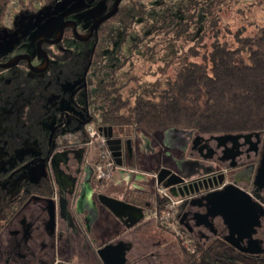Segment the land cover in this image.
<instances>
[{
    "label": "trees",
    "instance_id": "16d2710c",
    "mask_svg": "<svg viewBox=\"0 0 264 264\" xmlns=\"http://www.w3.org/2000/svg\"><path fill=\"white\" fill-rule=\"evenodd\" d=\"M43 1L51 0H18L17 7L26 15H36L37 3ZM115 1L107 0L103 14ZM10 3L0 0V31L7 25ZM234 3L123 0L117 13L89 39L79 41L71 32L70 42L65 33L57 44L45 43L50 64L44 72L32 73L22 60L0 79V149L11 159L26 152L31 142L42 150L41 160L48 161L73 144L64 138L67 134L83 132L80 142H88L89 124L111 128L117 139L168 129L200 135L264 132V21H248L243 11L240 17L248 21L246 26L235 34L226 31L224 22L233 17L223 12ZM64 105L78 108L80 115H69ZM55 118L64 120L65 134L62 124L51 129ZM27 166L10 168L0 160L2 222L10 218L14 203L19 209L31 196L55 194L53 179L43 175L22 182L12 199L7 191ZM107 183L95 181L99 187ZM142 206L145 211L155 209V205ZM157 228L175 239L183 264H264V255L250 257L219 239L206 245L194 240L195 251L190 252L172 232Z\"/></svg>",
    "mask_w": 264,
    "mask_h": 264
},
{
    "label": "flooded vegetation",
    "instance_id": "af4514ba",
    "mask_svg": "<svg viewBox=\"0 0 264 264\" xmlns=\"http://www.w3.org/2000/svg\"><path fill=\"white\" fill-rule=\"evenodd\" d=\"M68 28L73 32V24L70 23L65 28L64 34ZM89 32L90 30L88 34ZM88 34L82 36L87 37ZM56 36H60V30ZM44 64L45 60L38 67L42 68ZM184 131L176 133L165 130L152 136L142 135L141 143L134 137L123 140H132L134 152L137 149L152 156L159 153L158 156L169 159L171 164L167 168L184 177L189 184L198 182L200 185L202 180L208 178L215 181L224 178L223 183L218 186L207 190L201 186L198 193L181 196L186 200L181 206L180 223L194 240L204 245L214 239L225 242L223 238L229 234L227 225L220 217L206 216L207 208L201 198L210 190L222 189V186L238 180L239 187L264 208V186L259 188L254 184L262 159L264 132L200 135ZM83 149L86 154L85 147L75 152L76 166L72 176L67 174L66 191L60 194L59 189L55 187L53 197L31 196L19 209L14 203V211L8 213L10 218L3 222L0 220V264H120L122 261L124 264H141L144 260L145 256L142 254L134 256L136 250L132 241L135 234H130V229L118 219L112 220V214L99 200L101 194L124 200V193L130 187L133 176L130 179V174H127L125 182L112 179L119 183L116 186H119L121 192L116 186L111 191L109 184L107 187H99L93 178L94 191L91 197L85 204H77L84 169L88 164L85 156H82ZM130 159L133 158L129 157ZM207 184L209 185L208 182ZM253 239H256L264 250V217ZM110 244H113L111 252L118 260L110 262L109 249L103 253L107 260L105 263L99 251ZM242 245L248 247V240L243 241ZM169 253H172V250ZM169 253L160 250L157 259L153 260L154 264H174L178 258L172 255L174 261L166 260ZM245 255L260 257L264 254ZM147 260L149 264L152 262Z\"/></svg>",
    "mask_w": 264,
    "mask_h": 264
},
{
    "label": "rangeland",
    "instance_id": "374dc122",
    "mask_svg": "<svg viewBox=\"0 0 264 264\" xmlns=\"http://www.w3.org/2000/svg\"><path fill=\"white\" fill-rule=\"evenodd\" d=\"M234 1L235 3L233 4V6L231 8H226L227 11L224 10L223 12L226 16H229L231 12L233 17V19L224 22L226 31H231L230 33L235 34L240 28L243 27L244 24L246 26V23L249 20H256L259 22L264 21V0L263 3H259L260 5H256L249 0ZM107 7V0H51L49 3L44 1L37 3L39 14L31 16L24 14L18 7H16L17 9H13L9 12L7 16V25L2 31H0V64L9 62V60L13 56L19 57L21 55L27 54L31 58V64L34 67H38L45 60L41 50L38 47L39 41L43 39L54 40L57 37L56 35L59 32L62 23L65 21H72L76 23L77 30L80 33L88 32L91 29L94 21L103 15V13L107 10ZM243 11H245L246 15L249 18L247 22L245 20H241L240 16L241 12ZM71 32L72 30L70 28L66 30L68 38L67 40H69V42L72 39L70 35ZM169 49L170 50L168 51V53L170 54L171 52H173V48L170 47ZM136 55L142 58L145 56V52H138L136 53ZM151 60H153V58H151ZM161 61L160 63L164 64V62ZM19 67L21 69L28 70V68L24 67L22 64L19 65ZM7 75L8 71L6 69L0 71V79H5ZM62 109L66 112H69V115H78L80 112L78 108L76 109L71 105H64ZM62 121H64L62 120V118H55V120L51 122V129H53L57 124H62L61 127L63 129V133L65 134V123L69 122V118H66L65 123H62ZM140 136H142V133L140 132H136L135 136H133L134 138H137L138 143H141L142 140ZM53 144H55V141L53 142ZM79 148H81V146ZM63 149L56 151V153L48 161L41 160L43 157L42 150H39V148L31 142L26 144V152H23L22 154L18 152L17 154L20 155L11 159L6 158L5 152L0 149V160L4 161V165L7 164L10 168H13L15 166L25 167L28 165L26 169L21 170V173L18 175L16 180L13 181L12 185L8 189L7 193L10 195V197L14 198L18 194L22 182H25L27 180L37 181L43 175H50L54 181L55 187H59L58 189H60L61 187H67L68 182H65L66 179L64 178V176H66L68 173L72 176L75 170V153L72 152L71 148ZM120 152L121 155L118 157L122 160L124 166L128 165L129 156L125 150L124 144ZM56 154H58L56 160L57 165H55L52 160L54 159V156ZM95 154V149L91 148L89 157L93 158ZM158 155L159 153L152 156V154L150 153L140 152L136 149V151L134 152V157L131 160L132 163L136 165L134 167L140 168V170L142 171L158 172L163 167H168L171 164L169 159L162 158ZM116 176L117 174L114 176L113 180H116ZM113 180L108 181L107 183L109 184L111 191H113V187L115 189V186L118 185ZM133 181V184H135L137 181V183L140 184V188H143V190L145 191L140 196L135 192H131L135 195L133 198H135L136 201L141 199V202L149 205L153 204L155 202V197L153 192L152 180L148 177L139 179V176L135 175ZM123 188L125 189V187ZM135 188L136 186L132 185L129 190H136ZM116 189L120 191L119 186H116ZM151 189L152 191H149ZM126 195L130 196L127 191ZM146 214L148 216L149 213ZM140 237L141 236L139 235L138 238ZM171 250L172 248H169L168 251ZM178 250L179 248L172 251V253H169L167 251L169 255L168 258L165 259L174 261V257L172 255L175 256L176 253L180 254ZM144 255L146 254L144 253ZM153 260V258L150 259V261L152 262ZM152 262H150V264ZM173 263L183 264V260L181 259V257H179V259H177ZM152 264H154V262Z\"/></svg>",
    "mask_w": 264,
    "mask_h": 264
},
{
    "label": "water",
    "instance_id": "95a60500",
    "mask_svg": "<svg viewBox=\"0 0 264 264\" xmlns=\"http://www.w3.org/2000/svg\"><path fill=\"white\" fill-rule=\"evenodd\" d=\"M122 1L123 0H116L113 8L108 13L94 21L87 37H83L78 33L76 23L72 21H65L60 27V36L54 40L43 39L39 41L38 47L45 58V64L42 68L34 67L31 64L30 56L27 54L21 55L9 62L1 63L0 68L11 69L15 67L20 61L25 60L29 70L32 73L39 74L44 72L50 64V57L46 50L43 49V43L57 44L63 38L65 28L70 23L73 24V33L77 40L82 41L89 39L96 32L100 24L113 17L117 13ZM99 131L108 138L110 150L113 152V156L116 158V162L119 165H122V160L118 156L121 155L120 150L122 149L123 144L126 148L128 156L130 158L134 157V147L131 139L124 141L120 138H114L111 128H99ZM166 132L179 133L185 131L180 129H168ZM57 156L58 154H56L54 159H52L55 165H57ZM132 176L133 175L130 174V179ZM93 178L94 168L91 164H87L84 169V178L77 204H85L91 197L94 191ZM158 178L161 182H164L167 187H169L172 194L176 197L190 194L194 195L201 190V186L207 190L210 187L222 184L224 181V178H220V181H215L213 178H208L202 180L200 185L198 182L189 184L186 182L184 177L180 176L176 172H173L167 167L160 169ZM238 183L239 181L236 180L234 183L222 186V189L210 190L201 198V200L205 202L204 205L207 208L206 216L212 218L220 217L223 220L224 224L227 225L229 229V234L225 236L223 240L233 248L237 249L239 252L251 255L264 254V250L261 248L259 242L256 239H253V235L257 232V228L261 226V221L264 217V208L259 202L254 200L249 193L241 189ZM254 184L259 188L264 186V146L262 159L256 172ZM99 200L100 203L128 229L137 227L144 221L146 217V211L144 207L130 203L126 200L110 197L104 194L99 195ZM49 201L54 203L53 200ZM245 240H248V247L242 245V242ZM112 248H114L113 244H110L99 251V254L105 263L107 260H105L103 253L109 249L110 262L118 260V257L113 252H111ZM124 263L125 262L122 261L120 264Z\"/></svg>",
    "mask_w": 264,
    "mask_h": 264
},
{
    "label": "built area",
    "instance_id": "2783aa9c",
    "mask_svg": "<svg viewBox=\"0 0 264 264\" xmlns=\"http://www.w3.org/2000/svg\"><path fill=\"white\" fill-rule=\"evenodd\" d=\"M17 6L18 0H11V10L15 9ZM86 132L90 140L84 144L80 142L84 136L83 132L77 135L70 133L64 136V138L69 140L70 143H73L71 145L73 147H85L88 153L91 148L95 149V156L90 158V163L94 168V180L98 182H108L111 181L118 172H126L132 175H142L150 178L153 183L154 196L158 201H156L155 209L149 212L148 218H152L157 225L172 232L175 238L180 240L186 250L194 252V238L190 233L182 229L180 223L181 206L186 198L174 196L169 187L159 180V171L146 172L140 170V168L119 165L116 162V158L113 156V152L110 150L108 138L100 132L94 124H89L86 127ZM158 204L162 205L161 213L159 212Z\"/></svg>",
    "mask_w": 264,
    "mask_h": 264
},
{
    "label": "crops",
    "instance_id": "0c3cea01",
    "mask_svg": "<svg viewBox=\"0 0 264 264\" xmlns=\"http://www.w3.org/2000/svg\"><path fill=\"white\" fill-rule=\"evenodd\" d=\"M66 149H68V148H66ZM71 149H72V152L73 153L80 151V148L79 147H74L73 148V146H72ZM81 152L83 153L82 156H85L86 162L88 164H91L90 163L91 159L89 157L90 156V152L88 153L86 151V154H85L84 149ZM122 165H124V164L122 163ZM134 166H136V165L134 163H132V160L130 159L129 160V164L126 165L125 167H134ZM127 174H129V173H126V172H118L117 173V176L115 178L117 180H119V182H125L126 179H127ZM137 176H139V179L144 177L142 175H137ZM133 177H135V175H133ZM64 178L66 179L65 182L67 183L68 182L67 175L64 176ZM133 182L134 181H132V183H131V185H130L129 188H131L132 185H134V186H136V188H135L136 190L130 191V190L127 189L126 191H127V193L130 194V196L129 195H126V192H125V199L124 200L131 199V200L136 201L135 198H133L135 195L132 194L131 192H135V193L139 194V196L145 192L143 190V188H140V184L137 183V181H136L135 184H133ZM107 185L108 184H106L105 186L107 187ZM66 189H67V187H61L59 189L60 194L63 191H66ZM149 191H152V189L149 190ZM140 200L141 199H139V200L136 201V202H138V204H136V205L142 206V204H146V203L141 202L142 200L141 201ZM147 205H149V204H147ZM150 205H156V199H155V202L153 204H150ZM149 212L150 211H146V213H149ZM148 216L146 214V217H145L144 221L140 225H138L135 228L130 229V231H129L130 234L131 233H134L135 234V237H134V239L132 241L133 244H134V246H135V250H136L134 256H138L139 254H142L143 256H145L144 257L145 260H143L141 262V264L142 263L143 264L144 263L147 264L148 263L147 262V259H149V260L151 258H153L154 260L157 259V256H158L157 253L160 250H166V251H168L169 248H172V251H174L175 249L178 248L175 239L170 234H168L165 231H162L161 229L157 228V225H156L155 221L152 218H148ZM113 219H114V221L117 220V218L112 214V220ZM143 234H144V236H143ZM139 235L141 236L140 238H138ZM139 245H141V246H139ZM144 253L146 255H144ZM179 257H180V254H177L176 253V258L179 259Z\"/></svg>",
    "mask_w": 264,
    "mask_h": 264
}]
</instances>
